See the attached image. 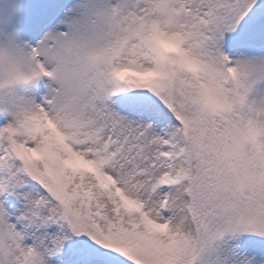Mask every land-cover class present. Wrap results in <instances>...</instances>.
<instances>
[{
	"label": "snow or ice",
	"instance_id": "snow-or-ice-1",
	"mask_svg": "<svg viewBox=\"0 0 264 264\" xmlns=\"http://www.w3.org/2000/svg\"><path fill=\"white\" fill-rule=\"evenodd\" d=\"M0 264H264V0H0Z\"/></svg>",
	"mask_w": 264,
	"mask_h": 264
}]
</instances>
